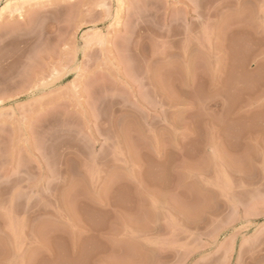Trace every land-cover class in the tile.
<instances>
[{
	"label": "rangeland",
	"instance_id": "374dc122",
	"mask_svg": "<svg viewBox=\"0 0 264 264\" xmlns=\"http://www.w3.org/2000/svg\"><path fill=\"white\" fill-rule=\"evenodd\" d=\"M0 264H264V0H0Z\"/></svg>",
	"mask_w": 264,
	"mask_h": 264
}]
</instances>
